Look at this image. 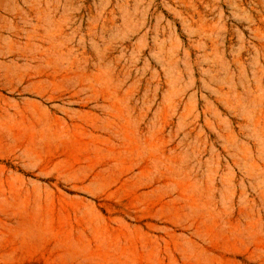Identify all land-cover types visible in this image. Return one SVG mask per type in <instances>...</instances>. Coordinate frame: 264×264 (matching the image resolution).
<instances>
[{
  "label": "rangeland",
  "instance_id": "374dc122",
  "mask_svg": "<svg viewBox=\"0 0 264 264\" xmlns=\"http://www.w3.org/2000/svg\"><path fill=\"white\" fill-rule=\"evenodd\" d=\"M0 264H264V0H0Z\"/></svg>",
  "mask_w": 264,
  "mask_h": 264
}]
</instances>
